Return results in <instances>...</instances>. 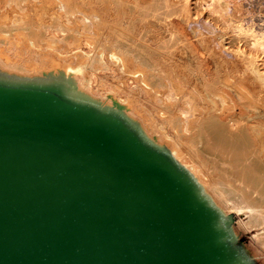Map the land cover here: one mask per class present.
<instances>
[{
    "label": "bare ground",
    "instance_id": "bare-ground-1",
    "mask_svg": "<svg viewBox=\"0 0 264 264\" xmlns=\"http://www.w3.org/2000/svg\"><path fill=\"white\" fill-rule=\"evenodd\" d=\"M195 4L237 30L243 55L166 22L160 0H0V75L64 77L80 97L120 113L226 218L244 215L241 226L264 247V63L248 69L264 61V31L244 0ZM160 122L180 138L165 139Z\"/></svg>",
    "mask_w": 264,
    "mask_h": 264
},
{
    "label": "water",
    "instance_id": "water-1",
    "mask_svg": "<svg viewBox=\"0 0 264 264\" xmlns=\"http://www.w3.org/2000/svg\"><path fill=\"white\" fill-rule=\"evenodd\" d=\"M234 224L64 77L0 75V264H254Z\"/></svg>",
    "mask_w": 264,
    "mask_h": 264
},
{
    "label": "rangeland",
    "instance_id": "rangeland-1",
    "mask_svg": "<svg viewBox=\"0 0 264 264\" xmlns=\"http://www.w3.org/2000/svg\"><path fill=\"white\" fill-rule=\"evenodd\" d=\"M196 1L197 0H160L164 16L167 15L166 22L170 19L176 20V24L182 26L187 31L197 34L198 38L201 37L200 39L204 38V40H208L207 38H209V40H213L219 37L220 41L227 47L231 46V44L233 45L231 51L235 55H243L246 50L245 39L239 35L236 29L222 27L212 16H209L207 10L196 5ZM244 3L246 8L253 12L251 13L252 16L250 15L252 18L249 17L250 19H248V21L252 22L253 20L254 28H262L264 31V0H244ZM194 40L196 39L194 38ZM227 57L232 59L233 55L227 54ZM263 63L264 61L262 58H255V63L249 62L248 69H253L255 65ZM260 67L263 68L262 65ZM157 129L161 131L165 139H170V137L180 138L175 129L173 130L170 126L162 124L161 122L157 124ZM231 216L235 219L233 228L237 238L241 239L244 244L243 246L249 251L256 261V264H264V247H262L254 237L257 231L247 230L241 226V223L243 224L247 220L244 215L232 213Z\"/></svg>",
    "mask_w": 264,
    "mask_h": 264
}]
</instances>
